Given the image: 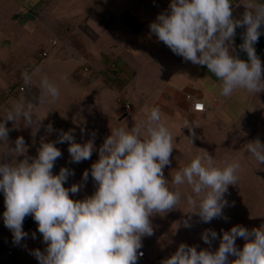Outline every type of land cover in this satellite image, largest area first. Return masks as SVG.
<instances>
[{
    "label": "clouds",
    "instance_id": "clouds-1",
    "mask_svg": "<svg viewBox=\"0 0 264 264\" xmlns=\"http://www.w3.org/2000/svg\"><path fill=\"white\" fill-rule=\"evenodd\" d=\"M239 3L244 12L234 18L233 0H170L168 9L149 25L150 32L174 54L206 66L220 81V95L226 98L237 90L250 94L264 91V72L254 47L264 29V0ZM237 28L245 29L239 49L246 52L247 60L241 59L234 47ZM34 74L22 73L25 85L31 84ZM39 88V103L59 98V88L47 76L40 78ZM33 112V104L23 98L14 103L0 117V142H8V121L14 125L19 119L25 126L37 123L38 128L42 120L35 121ZM183 127L195 136L192 124L186 121ZM53 131L48 125L46 133ZM95 135L93 132L92 139L78 143L74 130H61L55 142L42 139L32 157L26 155L24 138L19 136L12 148L15 159L12 151L0 152L4 226L12 233L13 244L21 245L28 237L24 220L27 216L33 218L46 245L43 251L30 250L39 264H137L143 256L138 251L142 237L154 234L150 217L177 208L182 195L192 209L188 212L201 222L217 218L227 221L223 209L230 205L225 194L229 185L239 183V158L217 161L207 151L189 153L188 163L169 181L164 168L171 163L174 137L158 107L132 127L110 128V135L98 149ZM190 141L193 144L191 138ZM56 143L68 144L70 163L89 160L93 151H98L99 158L90 168L95 184L91 195L72 198L87 182L89 170L83 172L81 183H73L70 188L64 185L75 175L74 170L61 167L57 174L53 173L55 162L62 157ZM245 151L264 164V144L258 139L247 142ZM185 184L191 191L182 194L179 186ZM190 219L183 221L184 227H191ZM201 237L209 248L198 251L196 246L180 243L162 264H264V224L251 230L234 225L228 231L222 230V236L214 229H205ZM238 237L245 241L242 248L236 246ZM32 239H36L35 232ZM217 239L218 248L210 250Z\"/></svg>",
    "mask_w": 264,
    "mask_h": 264
},
{
    "label": "crops",
    "instance_id": "crops-1",
    "mask_svg": "<svg viewBox=\"0 0 264 264\" xmlns=\"http://www.w3.org/2000/svg\"><path fill=\"white\" fill-rule=\"evenodd\" d=\"M169 3L170 0H0V40L3 41L16 40L22 36L21 29L26 30V27L28 28L26 37L22 38L31 40L33 33L31 26L34 23L44 25L43 27L49 30L55 29V34L64 33L67 36L70 31L66 26H71L74 16L88 15L90 23L87 42L75 36L77 39L75 45L70 46L64 41L65 48L53 46L52 49L46 50L48 55L45 58L35 57L38 64L53 53H57L63 59L68 49L67 55L79 58L83 62L82 71L85 66L88 68L87 80L79 77V69L70 71L66 69V73L61 75L57 67L46 68L44 76L54 82L60 91L55 102H38L42 94L39 88V75L35 80L32 78L30 85H25L22 74L14 70L5 74L4 78L0 76V117L23 98L26 103L33 104L34 120L37 122L42 120L38 128L37 123H34L33 126H25L24 131L19 127H23L22 120L18 119L14 125L8 121L6 124L10 130L8 142H0V152L12 151L15 159L12 148L15 147L16 138L22 136L26 145V155L35 156L41 140L55 142L61 130H74L78 143L92 139L91 133L95 132L94 143L98 149L110 135V128L132 127L137 121L145 119L146 113L153 107H158L161 109L162 119L174 137L171 163L164 168L168 170L170 177L168 179L171 181L175 168H181L188 163L189 153L203 154L210 143V138L217 135L220 138H223V134L229 136L234 133L238 136L239 126L243 120L249 123V127L245 124L243 126L244 131L248 133L247 138L249 140L253 138L255 127L264 128V91L250 94L237 90L231 97H223L220 95V81L208 72L206 66L185 61L163 42L158 41L155 34L150 32L149 25L160 12L168 9ZM6 6L9 7L8 10ZM232 8L234 18H240L244 7L239 0H233ZM125 12L126 18L123 15ZM31 17L34 18L33 23H30ZM244 31V28H237L234 47L239 57L247 60L246 52L239 49ZM53 39L56 40L49 38V42L51 43ZM254 47L264 72V29ZM21 52L16 54H22ZM0 69L2 71V65ZM25 70L31 69L30 67L27 69L26 66ZM69 76L72 77V83L65 80ZM62 84L82 85L86 89L80 93L79 91L68 93L72 97L64 99ZM20 85H25L26 89L19 90ZM5 91L9 94L6 98ZM82 95L85 96L83 99ZM195 100L204 103L203 111L197 112L192 109ZM124 101L131 102L132 112L123 111L121 103ZM186 121L192 124L194 137L189 128L183 127ZM48 125L55 129L51 134L46 133ZM83 134H86V139H83ZM55 146L62 152V157L55 162L53 173L57 174L61 167L74 170L75 175L70 176L64 185L70 188L73 183H81L83 172L89 170L87 182L83 183L80 191L72 198L84 199L91 195L95 191V184L90 168L99 158L98 151H93L89 160L70 163L68 144L56 143ZM237 150L239 153L240 149ZM208 153L210 154V151ZM4 210V195L0 192L1 245L6 241H13L9 239L11 231L4 226ZM167 214H160L159 217ZM35 227L37 229L36 223ZM14 251V256L21 257V251L17 248ZM4 257L6 263L1 264H13L8 261L5 251Z\"/></svg>",
    "mask_w": 264,
    "mask_h": 264
},
{
    "label": "rangeland",
    "instance_id": "rangeland-1",
    "mask_svg": "<svg viewBox=\"0 0 264 264\" xmlns=\"http://www.w3.org/2000/svg\"><path fill=\"white\" fill-rule=\"evenodd\" d=\"M8 8L9 7L6 6L7 10ZM12 9L14 8L12 7ZM13 11H15V9ZM84 13H86V11H84ZM125 14L126 12L123 13L126 18ZM33 22L34 18L31 17L30 23ZM43 26L44 25L39 24L35 25V23L31 26L33 33L32 38L29 41L22 38L26 37L25 35L28 30L27 27L26 30L21 29L22 36L16 40H0V66L2 65L0 76L4 78L3 76L5 74L10 73L13 70L22 74L26 71L25 67L28 66L31 69L28 70L29 74L32 75L35 73L33 75L35 80L38 75L40 78L44 76L46 68L57 67V69L60 70L58 72L61 75L66 73V69L68 71L71 69H79V77L83 80H87L89 72H86V70L82 71L83 62L79 58L67 55L66 53L69 52L68 49H66V56L63 57V59L57 53H53L38 64L35 61V57L38 56V53H41L42 49L47 50L53 48L52 44L49 42V38H56L57 43L60 44L58 47L61 46L62 48L66 47L64 41H67V44L70 46L75 45V39L77 36L78 39L87 42L90 29L88 15L85 16L84 14L72 18L71 26H66L70 31L68 36L64 33L55 34V29L49 30ZM20 50L29 54H24ZM16 52H21L22 54H16ZM37 69L39 71H36ZM54 75H56V72H54ZM65 80L68 83L73 82L72 77L70 76L65 78ZM74 88L78 89L74 90ZM85 89L86 88L82 85L72 84L69 86L62 84L61 91L65 95L64 99H66L68 96L72 97V95L68 93L74 91L75 93L78 91L80 93L85 91ZM4 95L6 98L9 94L5 91ZM84 97L85 96L82 95L81 99ZM81 99L78 101L79 105ZM244 124L249 127V123L243 120L239 126L238 136L234 135V133L229 136L222 133L223 138L218 137V135L210 138V143L206 146V151H210V155H212L217 161L239 158L241 163L239 183L237 185H229L228 192L225 194V198L229 201L230 205L223 209L224 215L228 218L227 221L223 218H217L213 219L210 223L201 222L197 215L188 212L192 209L188 207L186 199L182 195L181 200L177 204V208L168 211V214L167 212L163 213L167 215L159 217L160 214H155L150 217L151 223L153 224L154 234L150 237H142V248L139 250H143L144 255L142 258H138L137 264H162L164 259L170 257L176 251L180 243L196 246L198 251L202 248H209V245L205 244L201 237V233L205 229H214L218 235L222 236V230L228 231L234 225H242L251 230L254 227H259L261 224H264V164L260 165L250 153L245 151V144L249 141L258 139L264 144V135H262L264 128L256 129L255 127L254 136L249 140V138H247L248 133L244 131ZM19 127L21 131H24L26 128L24 122L23 127ZM11 128L14 129L13 127ZM15 128H17V125H15ZM82 136L84 137H82L83 139H86L87 137L86 134H83ZM237 149H240L239 153L237 152ZM179 169L180 168L176 167L173 172L175 173ZM167 171L168 170L164 169V175L168 179L170 177ZM179 188L182 194L191 191L190 187L186 184L179 186ZM171 214L172 216H170ZM189 217H191L189 220L191 227H184L183 221L188 220ZM28 218L29 216L25 218L23 223V229L28 233V237L21 245H14L13 241H6L2 245L0 243V264L6 263L4 251L6 253L8 249L14 251L16 248L21 251L22 255L20 254L21 257H18L17 255H8L7 258L9 262L14 264L16 260L15 264H39L37 259L30 254V250L39 248L43 251L46 245L42 242V235L37 229H35L36 222L34 220L30 221ZM33 232L36 233V239H32ZM10 236L9 239L13 240L12 233ZM244 243L245 241L242 238L238 237L236 239V246L238 248H242ZM218 246L219 240H214L210 250L214 251ZM229 259L234 260L235 257H229Z\"/></svg>",
    "mask_w": 264,
    "mask_h": 264
},
{
    "label": "built area",
    "instance_id": "built-area-1",
    "mask_svg": "<svg viewBox=\"0 0 264 264\" xmlns=\"http://www.w3.org/2000/svg\"><path fill=\"white\" fill-rule=\"evenodd\" d=\"M51 44H52V46H59L60 44L59 43H57V40H51ZM48 55V52L46 51V50H42L41 51V53H38V57H39V59H43V58H45L46 56ZM29 67L27 66V69H28ZM88 68L85 66L84 67V70H87ZM18 89L19 90H25L26 89V87H25V85H20L19 87H18ZM187 97L189 98L190 97V95H187ZM121 106H122V108H123V111H125V112H127V113H130V112H132L133 111V105L131 104V102H129V101H124V102H122L121 103ZM204 103L202 102V101H200V100H195V101H193V103H192V109L194 110V111H197V112H201V111H203L204 110ZM138 251H140V252H143V255H144V251L143 250H138ZM6 253H7V255H11V256H14L15 255V252L14 251H12V249H8L7 251H6ZM143 256H140L139 258H142Z\"/></svg>",
    "mask_w": 264,
    "mask_h": 264
},
{
    "label": "trees",
    "instance_id": "trees-1",
    "mask_svg": "<svg viewBox=\"0 0 264 264\" xmlns=\"http://www.w3.org/2000/svg\"><path fill=\"white\" fill-rule=\"evenodd\" d=\"M28 220L32 221V220H33V218H32L31 216H29ZM15 261H16V260H15Z\"/></svg>",
    "mask_w": 264,
    "mask_h": 264
}]
</instances>
